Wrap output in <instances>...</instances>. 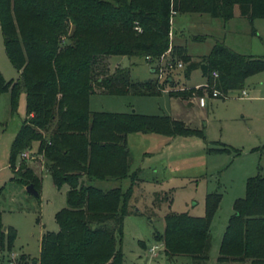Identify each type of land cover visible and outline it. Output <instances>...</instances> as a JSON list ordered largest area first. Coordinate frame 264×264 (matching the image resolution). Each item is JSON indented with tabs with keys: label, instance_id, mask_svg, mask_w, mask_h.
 <instances>
[{
	"label": "trees",
	"instance_id": "trees-1",
	"mask_svg": "<svg viewBox=\"0 0 264 264\" xmlns=\"http://www.w3.org/2000/svg\"><path fill=\"white\" fill-rule=\"evenodd\" d=\"M235 8L250 23L264 18V0H0L3 47L18 72L15 81L0 73V94L9 93L11 114L16 112L19 94L25 95L26 116L10 148L11 179L25 186L31 183L39 192L35 170L25 159L17 161L22 151L36 144L54 186H68L66 206L55 214L58 230L43 232L37 264H122L123 220L130 212L140 171L130 172L127 135L203 137L202 130L164 114L90 110L89 99L95 92L157 96L163 88L157 78L132 79L128 68L110 71L103 59L121 55L154 60L170 48L169 57L183 61L185 78L200 69L212 90L225 97L243 88L248 76L264 71V56L240 54L215 41L207 55L194 61L183 45L171 43L170 18L174 11L208 13L227 21ZM166 79L164 83L172 81ZM126 177L131 185L125 191L92 184ZM220 197L218 192L206 195L203 216L165 214L163 231L153 236L163 243L168 258L207 259L210 224ZM233 210L220 241L218 262L248 259L250 264H264V175L247 179L245 195L235 200ZM3 226L0 213V250H7L14 244L16 230Z\"/></svg>",
	"mask_w": 264,
	"mask_h": 264
},
{
	"label": "rangeland",
	"instance_id": "rangeland-1",
	"mask_svg": "<svg viewBox=\"0 0 264 264\" xmlns=\"http://www.w3.org/2000/svg\"><path fill=\"white\" fill-rule=\"evenodd\" d=\"M171 43L183 45L192 60L207 55L215 41L234 51L264 56V18L250 23L238 9L224 21L208 13H175L171 19ZM169 57V55H167ZM170 59V57H169ZM182 60H172V62ZM183 62V61H182ZM108 70L128 68L134 80L157 78L142 57L111 55L103 59ZM182 68H165L157 78L163 88L157 96L109 95L93 93L92 111L132 112L144 115H168L184 126L202 130L203 137H167L156 133L135 132L128 135L130 172L139 169V180L133 186L129 214L123 220L122 264H250L243 261L218 262L219 245L227 221L234 213L236 199L244 197L246 181L256 174L264 175V71L248 76L243 88L231 90L225 97L214 96L200 69L188 78ZM0 73L5 80L15 81L17 70L8 60L0 30ZM167 78V79H166ZM170 81L164 83V80ZM246 95L241 97V90ZM185 93V97L168 95ZM9 93L0 94V213L4 226L16 230L10 249L0 250V264H37L42 232H56L55 214L66 206L68 186H54L44 171V160L36 144L25 150V159L39 177V197L26 191V186L12 180L8 166L11 143L26 116L25 95L20 93L14 114L10 113ZM208 148H225L208 151ZM22 151V152H25ZM92 184L101 188L131 185L126 177ZM116 182V183H115ZM218 192L220 202L210 224L211 241L204 262L188 256L173 259L164 254V245L152 256L148 250L155 244L153 234L164 229V216L169 212L205 214V198Z\"/></svg>",
	"mask_w": 264,
	"mask_h": 264
},
{
	"label": "built area",
	"instance_id": "built-area-1",
	"mask_svg": "<svg viewBox=\"0 0 264 264\" xmlns=\"http://www.w3.org/2000/svg\"><path fill=\"white\" fill-rule=\"evenodd\" d=\"M175 14L174 11L171 12V18H170V22H171V19H172V16ZM136 29H138L140 31V28L136 27ZM169 38L171 40L172 38V33H171V30L169 32ZM170 53V48L165 52L163 53L158 59H154V60H151L150 57H145V61L150 64V68L153 69L154 71V75H156V77H160L161 76V73L163 72V69L169 67V68H182L184 66L183 62L182 61H176V62H172V59L169 57H167V55H169ZM213 76H217V73L216 72H213L212 73ZM219 93L218 91L216 90H213V95L214 96H217ZM246 95V91L244 89L241 90V97H244ZM21 155L23 157H27V152H22ZM45 171V169H44ZM46 172V171H45ZM161 248V243L159 242H156L155 244L151 245L148 252L150 255L154 256L156 253H157V250Z\"/></svg>",
	"mask_w": 264,
	"mask_h": 264
},
{
	"label": "water",
	"instance_id": "water-1",
	"mask_svg": "<svg viewBox=\"0 0 264 264\" xmlns=\"http://www.w3.org/2000/svg\"><path fill=\"white\" fill-rule=\"evenodd\" d=\"M26 191L34 196L39 197V192L35 189V187L33 186V184H28L26 185ZM6 226H3V228L5 229ZM36 261L33 262V264H35Z\"/></svg>",
	"mask_w": 264,
	"mask_h": 264
},
{
	"label": "crops",
	"instance_id": "crops-1",
	"mask_svg": "<svg viewBox=\"0 0 264 264\" xmlns=\"http://www.w3.org/2000/svg\"><path fill=\"white\" fill-rule=\"evenodd\" d=\"M171 30V29H170ZM177 45H180V44H178V43H176ZM89 103H90V100H89ZM130 134H132V133H130ZM129 135V134H128ZM128 135H127V138H128ZM101 181V180H100ZM113 182V181H111V180H104V182ZM116 183V182H115ZM101 188V187H100ZM103 189H106V188H103ZM109 189V188H108ZM44 232V231H43ZM43 232H42V234H43ZM42 234H41V236H42Z\"/></svg>",
	"mask_w": 264,
	"mask_h": 264
}]
</instances>
